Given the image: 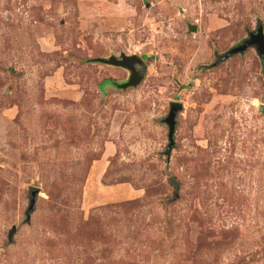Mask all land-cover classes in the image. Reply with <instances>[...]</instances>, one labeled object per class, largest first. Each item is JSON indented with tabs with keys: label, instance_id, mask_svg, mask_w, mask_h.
I'll list each match as a JSON object with an SVG mask.
<instances>
[{
	"label": "rangeland",
	"instance_id": "rangeland-1",
	"mask_svg": "<svg viewBox=\"0 0 264 264\" xmlns=\"http://www.w3.org/2000/svg\"><path fill=\"white\" fill-rule=\"evenodd\" d=\"M258 25L264 0H0V264H264V56L215 65Z\"/></svg>",
	"mask_w": 264,
	"mask_h": 264
},
{
	"label": "water",
	"instance_id": "water-1",
	"mask_svg": "<svg viewBox=\"0 0 264 264\" xmlns=\"http://www.w3.org/2000/svg\"><path fill=\"white\" fill-rule=\"evenodd\" d=\"M195 30V27L193 28ZM249 47H255L260 56H264V31L261 25H258L256 30L248 34V38L244 39L241 44L230 48L227 52L219 56L218 61L215 65L225 61L227 58L234 54L242 53ZM97 61L125 68L129 70V78L122 83H114L118 89H127L130 87L137 86L144 77L147 69V65L144 61L136 54L125 55L120 54L119 56H110L108 58H96ZM182 109L180 102H170L169 111L165 118L161 121L167 126V152L170 153L171 148L174 145V132L176 125V115L179 110ZM261 110L264 112V105L261 106ZM15 230V226L12 227V231Z\"/></svg>",
	"mask_w": 264,
	"mask_h": 264
}]
</instances>
